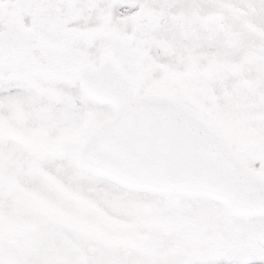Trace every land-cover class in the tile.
I'll use <instances>...</instances> for the list:
<instances>
[{
    "label": "snow or ice",
    "instance_id": "1",
    "mask_svg": "<svg viewBox=\"0 0 264 264\" xmlns=\"http://www.w3.org/2000/svg\"><path fill=\"white\" fill-rule=\"evenodd\" d=\"M0 264H264V0H0Z\"/></svg>",
    "mask_w": 264,
    "mask_h": 264
}]
</instances>
